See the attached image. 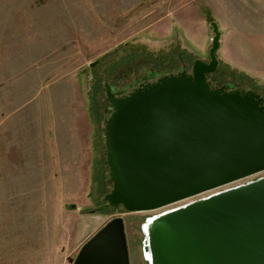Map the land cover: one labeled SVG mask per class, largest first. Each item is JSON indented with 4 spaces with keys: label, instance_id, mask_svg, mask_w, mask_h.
<instances>
[{
    "label": "rangeland",
    "instance_id": "1",
    "mask_svg": "<svg viewBox=\"0 0 264 264\" xmlns=\"http://www.w3.org/2000/svg\"><path fill=\"white\" fill-rule=\"evenodd\" d=\"M185 3H191L192 11L180 13L190 12L188 20L181 22L176 10ZM201 14L206 22L219 24L221 44L226 35L235 42L245 33L264 41V0H0V64L11 60V65H19L0 67V89L8 90L6 86L15 83L21 90V102L28 97L36 104V100L46 99V93H54L58 84L73 98L75 86L82 93L93 127V163L79 195H65L72 191L63 188L64 181L56 180L55 175L51 179L48 172L34 174L36 169L51 170V166H15L19 174L14 175L13 164L4 161V149H0V264H73L84 244L116 217L125 221L131 264H149L143 252V228L148 219L264 177L263 172L151 212L98 209L111 188L103 135V121L109 117L107 87H113L115 94L125 91L126 84L131 91L141 86L131 78L117 79L127 65L134 66L133 74L146 68L150 74H158L150 77L142 72L147 83L165 76L155 72L157 69L190 73L196 59L209 62L212 29L209 24L208 47L202 51ZM183 25L198 34L203 46L192 45L188 38L192 32L186 34ZM176 47L182 50L180 56ZM225 48L229 45L224 47L228 51ZM236 51L229 50L242 59L244 55ZM225 56L219 49L218 68L208 75L211 84L220 88L229 83L264 97V78L236 68ZM3 136L0 132L2 145ZM28 169L30 174H23ZM82 183L79 181V188Z\"/></svg>",
    "mask_w": 264,
    "mask_h": 264
},
{
    "label": "water",
    "instance_id": "2",
    "mask_svg": "<svg viewBox=\"0 0 264 264\" xmlns=\"http://www.w3.org/2000/svg\"><path fill=\"white\" fill-rule=\"evenodd\" d=\"M210 27L209 62L120 97L107 87L111 188L98 209L151 212L264 172V97L211 84L222 33ZM143 233L149 264H264V177L153 216ZM73 264H131L124 218L109 220Z\"/></svg>",
    "mask_w": 264,
    "mask_h": 264
},
{
    "label": "crops",
    "instance_id": "3",
    "mask_svg": "<svg viewBox=\"0 0 264 264\" xmlns=\"http://www.w3.org/2000/svg\"><path fill=\"white\" fill-rule=\"evenodd\" d=\"M191 6V3H185L176 10L181 22L188 20L190 12L181 15L180 13L192 11ZM195 12L199 13V10L195 9ZM200 18L203 31L200 42L204 44V47H201L203 51L208 47L211 21L206 22L202 14ZM183 27L189 35L191 31L189 25ZM191 32V38H188L192 45L203 46L199 45L198 34ZM242 36L249 38L241 39ZM242 36L232 42L231 37L226 35L220 51L226 52L225 59L236 65V68L264 78V41L254 40L250 33ZM226 45H229L228 49L225 48L228 51L224 50ZM235 49L238 50L237 54L244 55L242 59L235 58L229 52ZM10 62L7 65L0 64V67L14 69L19 66L11 65ZM230 62L228 63L231 64ZM6 87L9 89L5 91L3 90L5 87L0 89V132L4 133L0 149H4L2 157L4 161L6 159V163L8 161L14 166L11 172L14 175L19 174L15 166H20L21 169L25 168L23 166L33 165L51 166V170L36 169L34 174L48 172L51 179L52 175H55L56 180L64 181L63 188L72 191V194L67 192L65 195H79V191L84 190L86 186V176L93 163V127L81 91L73 86L74 97L69 98L67 90L58 84L54 93H46V99L42 102L36 100L35 104L34 99L28 97L21 102V90L17 84L13 83ZM3 172L7 174L6 169H3ZM24 173L30 174V169ZM79 181H83L80 188Z\"/></svg>",
    "mask_w": 264,
    "mask_h": 264
},
{
    "label": "flooded vegetation",
    "instance_id": "4",
    "mask_svg": "<svg viewBox=\"0 0 264 264\" xmlns=\"http://www.w3.org/2000/svg\"><path fill=\"white\" fill-rule=\"evenodd\" d=\"M177 48V50L179 51H181L182 52V50L180 49V48H178V47H176ZM177 51V55L178 56H180V51L178 52ZM184 52V51H183ZM164 61V60H163ZM162 61V62H163ZM133 64H135V65H138V63L136 64V62H134ZM165 65H167V64H165ZM138 68V67H137ZM164 69V68H163ZM132 70H133V72H132ZM176 69H174V71L172 70V69H165V70H160V69H157L155 72H159V73H161V75H167V74H176V71H175ZM142 72H143V74H144V76L146 75V74H150L149 73V69L148 68H146V69H140V71H139V73H141L142 74ZM133 73H135V70H134V66H132V65H127V67L126 68H123L122 69V71L118 74V75H116V77H117V79H128V78H131L132 79V81L134 82H137V84L140 86V85H142L143 83H144V80H145V78H143L144 76H143V74H142V76H138L137 77V75L139 74V73H137V74H133ZM139 80V81H138ZM132 82V83H133ZM132 83H130V84H132ZM125 86H129V84H126ZM124 88V90L125 91H127V93H129L132 89H129V88ZM122 89V88H121ZM134 89V88H133ZM129 91V92H128ZM108 114V113H107ZM106 115V114H105Z\"/></svg>",
    "mask_w": 264,
    "mask_h": 264
},
{
    "label": "bare ground",
    "instance_id": "5",
    "mask_svg": "<svg viewBox=\"0 0 264 264\" xmlns=\"http://www.w3.org/2000/svg\"><path fill=\"white\" fill-rule=\"evenodd\" d=\"M160 215V214H159ZM159 215H157V216H159ZM148 259H149V256H148Z\"/></svg>",
    "mask_w": 264,
    "mask_h": 264
},
{
    "label": "trees",
    "instance_id": "6",
    "mask_svg": "<svg viewBox=\"0 0 264 264\" xmlns=\"http://www.w3.org/2000/svg\"><path fill=\"white\" fill-rule=\"evenodd\" d=\"M213 21V20H212Z\"/></svg>",
    "mask_w": 264,
    "mask_h": 264
}]
</instances>
